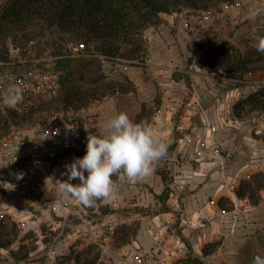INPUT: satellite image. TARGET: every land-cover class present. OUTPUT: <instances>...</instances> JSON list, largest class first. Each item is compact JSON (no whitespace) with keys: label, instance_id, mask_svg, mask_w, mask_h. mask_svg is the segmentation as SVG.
<instances>
[{"label":"rangeland","instance_id":"374dc122","mask_svg":"<svg viewBox=\"0 0 264 264\" xmlns=\"http://www.w3.org/2000/svg\"><path fill=\"white\" fill-rule=\"evenodd\" d=\"M196 30L189 39H183L187 40H182L183 43L193 41ZM242 30L249 32L235 43L228 42L221 33L216 36L211 34L206 42L197 43L190 52L183 53V62H178L177 67L168 74H157L156 69L145 65L150 55L148 50L142 66H133L123 60L105 61L103 65L109 77L123 80L130 75L134 79V85L138 84L136 94L104 99L79 111L73 108L63 110L57 103L53 104L52 98L38 97L32 100L29 110L20 115L23 118L16 124L10 123V131L27 128L57 114L65 121L78 126L79 142L73 152L47 166L18 167L0 171V264H76L77 256H81L80 261H91L94 257H99L95 264H137L138 255L133 252L135 242L139 243L141 255L145 256L143 263L188 264L189 252L181 256L166 253L157 239V236L160 237V224H163V219L156 216L170 211L176 204L186 212L187 207L192 204L189 193L198 186L191 187V184H188L186 188L183 186L185 189H182L178 198H166L165 195H169L171 191L169 187L174 185L173 176L180 174V167L176 168L174 164L181 166L188 157L187 152H192L188 150L184 156V151L175 147L174 141L184 133H192L194 138L199 134L203 144L211 141L217 145L222 151L221 155H229L228 173L236 180L233 184H237L236 191L244 183L256 180L264 183V59L246 64L245 67L250 73L245 74L243 79L229 78L230 75L226 72L211 73L197 65L208 58L210 52L215 53L224 45L230 46L231 53L236 57L239 55L238 51L244 54L257 48V37H264V28L250 29V26H246L242 29L236 28L235 31L225 30V36L231 32H234V35L242 33ZM32 32L37 36L29 43L20 40L16 46L10 37L6 39L10 60L35 59L39 60L40 66L54 70L52 50L45 45L47 33L42 34L39 28L34 26L25 31ZM146 37L149 44L148 36ZM209 44L212 45L211 48L200 51L201 47L206 48ZM187 45L190 44H184V47ZM66 47L74 49L76 43H67ZM166 97L173 99V106H165ZM259 100L263 101L260 105L256 102ZM158 101L161 103L159 107ZM143 102L147 105L144 124L157 126L163 121L164 124L158 127L157 131L160 128L173 131L170 138H162L169 146L168 156L157 165L159 173L166 179L164 191L157 196L153 191L160 192V184L156 185L152 181L149 184H131L121 173L113 177L119 192V198L113 202L98 201L95 207L85 208L75 200H62L57 194L56 180L66 181L67 176H62L65 172L64 165L70 164L74 158H82L86 153L87 140L80 130V125L83 124V132L88 137L95 133L99 135L103 125L119 113H126L135 122ZM160 107L165 108V112ZM158 110H161L160 115ZM214 132L216 136L212 134ZM254 132H260L255 136L260 146H253L255 142L250 145H247L245 140L243 142L244 135L253 137ZM228 139L235 145L234 149ZM227 145H230L231 151ZM236 146L245 149L239 154ZM244 164H248V167L242 169ZM72 183L79 181L73 180ZM262 191L264 193V184L257 192L258 196L254 199L245 198V201L238 204L237 212L230 216V236L233 235L234 228L248 229L254 223H264ZM207 199L208 197L202 199V203L206 204ZM220 200L223 207L232 209L234 204L229 198L223 197ZM181 215L182 212L174 211L171 217L164 218L163 226L168 227L164 236L166 240L172 236H181V220H188L189 214L185 213L184 217ZM187 223L188 221L185 225ZM124 227L137 232L136 241L126 246H122L118 240V232ZM261 229L263 230L257 234L254 232L255 228L252 233L247 232V236H251L244 246L223 237L218 242L206 245L204 249L212 254L214 244L226 241L228 245L224 247L236 252L233 257L238 264H252L254 235L264 242V227ZM140 233L146 236L143 245L140 243ZM185 237L184 239H188V236ZM186 244L191 245L189 240H186ZM86 251L90 252V257L84 256ZM192 257L194 258V255Z\"/></svg>","mask_w":264,"mask_h":264},{"label":"trees","instance_id":"16d2710c","mask_svg":"<svg viewBox=\"0 0 264 264\" xmlns=\"http://www.w3.org/2000/svg\"><path fill=\"white\" fill-rule=\"evenodd\" d=\"M237 1L0 0V61H11L7 38L10 37L17 46L20 40L29 43L37 36L33 32L25 33L30 26L39 28L42 34L47 33L45 45L52 50L54 71L59 75L58 95L52 98L53 104L57 103L63 110L73 108L79 111L104 99L137 93L136 86L129 78L119 80L109 77L103 64L105 61L123 60L133 66H142L148 44L146 32L164 24L162 15L181 12L186 8L208 11L223 5H234ZM67 43H76V46L84 44L85 50L76 51V47L69 49L66 47ZM231 51L230 46L224 45L197 65L211 73L226 72L230 75L229 78L243 79L245 74L250 73L246 64L264 59V53L257 48L244 54L238 51V57ZM256 102L260 105L263 101ZM160 105L158 101V107ZM140 109L135 117L136 123H144L146 120V103L143 102ZM22 118L14 110H0V138L11 130L10 123L16 124ZM80 130L87 140L83 124L80 125ZM157 173L165 183V176L158 169ZM263 184L259 180L244 183L237 191V197L254 199ZM165 196L168 198V193ZM218 207L228 210L222 206L221 200ZM128 229L124 227L118 232V240L122 246L136 241L137 232ZM218 246L219 244H214L213 251ZM83 254L90 257L89 251ZM209 254L210 251L204 249L203 256ZM80 258L81 256H77L76 264H95L99 260V257H94L91 261H80ZM188 264H201V261L193 258L190 252Z\"/></svg>","mask_w":264,"mask_h":264},{"label":"crops","instance_id":"0c3cea01","mask_svg":"<svg viewBox=\"0 0 264 264\" xmlns=\"http://www.w3.org/2000/svg\"><path fill=\"white\" fill-rule=\"evenodd\" d=\"M250 9L259 10L257 16L254 19L251 18L249 15ZM188 11L195 10L186 8L183 9L181 12ZM210 11V18L207 21H204L201 26L197 28L194 40L189 43H183V41L187 40H183L184 38L182 37L181 18L173 19L171 15H162L161 17L164 20V24L158 28H151L146 32V35L148 36L149 40L147 50L150 52V55L148 56L145 65L147 67L156 69L158 71L157 74H168L177 67L178 62H183V53L190 52L191 48L197 43L203 44L204 42H206L211 36V34L216 36L221 33L220 35H224V38L228 40V42L235 43L236 40L241 38L242 35L248 33L249 31L246 32L242 30V33L240 32L236 35H234V32H231L227 36H225V30L235 31L236 28L242 29V27L246 26H250V29L264 28V6H262L261 0H238L234 5H223L221 7L211 9ZM197 12L202 13L206 11ZM184 44L190 45L184 47ZM211 46L212 45L209 44L206 45V48L205 46L201 47L200 51L202 52L207 48H211ZM213 54L214 51L210 52L209 57ZM159 61L160 63L157 64L156 62ZM128 78L133 83L135 82L130 75ZM165 100L167 102L165 106L171 107L174 105L172 102L173 99L171 97H166ZM160 109L162 108L160 107ZM162 110L163 112H165L166 109L164 108ZM160 111L161 110L157 111L159 115L161 114ZM169 115H171V113H169ZM169 118H167V120H169ZM161 123L164 124L163 121H160V124ZM172 132L173 131L169 128H160V130L157 131V135L163 139H167L171 137ZM185 134L186 133H184L183 135ZM212 134L216 136V132ZM259 134L260 132H254L253 137H249V135H244L243 142L245 140L247 145H250L255 142L256 144H253V146H260L258 138L255 137ZM182 139L183 136L180 138L178 137L177 141H174L172 137V140L176 144L175 147L179 148L181 151H184V156L186 154V151L192 150V152H187L189 153L188 157L186 158L185 162L180 164L181 166H179L178 164H174V167H180V174L173 176L174 185L169 187L171 188V191L169 192V198L173 199L178 198V196H181L182 189L184 188L183 186H185L186 188L188 184H191V187L198 185L197 188L199 189L196 188L194 189V191H190L189 195L192 198V204L187 207L186 212H183V210L180 209V206L176 204L175 208H172L170 211H167L166 213H161L160 215L156 216V218L158 219H163V224H160V237L157 236V239L163 240L165 244L169 243V240H166L164 238L165 231L168 228L163 226L165 225V217H171L174 211L182 212V217H184L186 213L189 214V216H187L188 220L182 219V223L180 225L182 227V237L179 235L176 237L183 244L185 250L183 249V251L177 255L181 256L183 253L186 254L187 252H189L188 254H190L191 252L192 256L194 255V257L198 258L201 261V264H238L235 258L233 257L236 252L233 249H226L224 247L228 245V242L226 243V241H222L216 248V250L213 251L212 254L210 253L208 256H203L204 247L211 243L218 242V240H221L223 237H225V240L231 239L234 241V243L236 242V244H238L239 246H244L251 236H247V232L252 233L253 228H255L254 232L256 234L261 232L263 230L261 228L264 227V223H254L253 225H250L248 229L240 227L234 228L233 235H229L228 229L230 225L229 221L232 217L231 215L237 212L238 204L242 203V201H245V198L239 199L237 197V184L233 185L236 180L234 177H232V175L229 176V155H225V153L221 155V149H219L217 145L215 146L210 141L208 144L205 143L201 146V155L198 156L195 144L184 146ZM228 142L234 149L235 145L232 144L231 140L228 139ZM229 147L228 149H230L231 151L232 148ZM243 149L245 148H239V146H236V151L239 154H241ZM170 160L173 161L174 159ZM241 167L242 169H244L248 167V164H244ZM237 168L239 167L237 166ZM150 181L156 183V185L160 184V192L157 190L153 191L157 196H159L160 193L164 191L165 185L161 176L157 173V167L155 169L154 174L144 182L149 184ZM262 194H264L263 191ZM205 197H208V199L206 200V204H203L202 199H204ZM223 197L229 198L233 202L234 205L231 210H221L218 207V201ZM186 221L191 222L196 226H191L189 224L185 225ZM256 234L254 235L255 238L257 237ZM141 236L142 233H140L139 238ZM185 236H188V239H184L186 238ZM140 240V243L143 245V242L146 240L145 234L141 237ZM186 240H189L191 245L188 246L186 244ZM136 243L139 245L138 242Z\"/></svg>","mask_w":264,"mask_h":264},{"label":"clouds","instance_id":"9594fccd","mask_svg":"<svg viewBox=\"0 0 264 264\" xmlns=\"http://www.w3.org/2000/svg\"><path fill=\"white\" fill-rule=\"evenodd\" d=\"M257 9H250L255 18ZM257 50L264 53V37H257ZM0 101L10 108L23 102V89L9 85ZM157 126L133 122L126 113L109 119L99 135L87 137L86 153L64 165L66 181L56 180L57 194L64 201L75 200L85 208L98 201L113 202L119 198L113 177L123 173L131 184L148 180L159 162L168 156V144L157 135ZM87 173V175H85ZM73 180L79 183L73 184Z\"/></svg>","mask_w":264,"mask_h":264},{"label":"built area","instance_id":"2783aa9c","mask_svg":"<svg viewBox=\"0 0 264 264\" xmlns=\"http://www.w3.org/2000/svg\"><path fill=\"white\" fill-rule=\"evenodd\" d=\"M261 4L264 6V0H261ZM170 15L173 19L181 18L182 37L189 39L194 30L210 18L211 11L174 12ZM75 50L83 51L85 45L78 44ZM58 76L54 70L40 66L39 60L0 61V96L11 84H16L23 89L22 103L15 108H10L0 101V110H14L19 115H23L29 110L32 100L38 97L48 99L57 96ZM182 141L184 146L195 144L198 156L201 155L203 143L199 134L194 138L192 133H186ZM78 142V126L73 122L65 121L57 114L33 123L27 128H16L0 138V171L18 167L47 166L73 152ZM187 224L196 226L191 222ZM158 241L165 252L172 255H177L184 249L183 244L176 237H171L167 244L163 240L158 239ZM135 244L133 252L138 255L137 264H149L143 263L145 256L141 255V247L136 242Z\"/></svg>","mask_w":264,"mask_h":264},{"label":"water","instance_id":"95a60500","mask_svg":"<svg viewBox=\"0 0 264 264\" xmlns=\"http://www.w3.org/2000/svg\"><path fill=\"white\" fill-rule=\"evenodd\" d=\"M252 264H264V242L257 237L254 241Z\"/></svg>","mask_w":264,"mask_h":264}]
</instances>
